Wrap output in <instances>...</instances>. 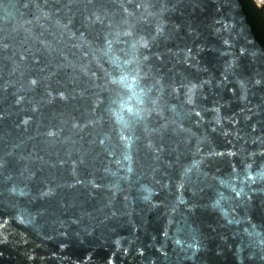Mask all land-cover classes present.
Instances as JSON below:
<instances>
[{"label":"water","instance_id":"obj_1","mask_svg":"<svg viewBox=\"0 0 264 264\" xmlns=\"http://www.w3.org/2000/svg\"><path fill=\"white\" fill-rule=\"evenodd\" d=\"M0 264H264L251 0H0Z\"/></svg>","mask_w":264,"mask_h":264},{"label":"rangeland","instance_id":"obj_2","mask_svg":"<svg viewBox=\"0 0 264 264\" xmlns=\"http://www.w3.org/2000/svg\"><path fill=\"white\" fill-rule=\"evenodd\" d=\"M259 1H260V0H259ZM260 2H261V3H259V4H262V5L264 4V0H261Z\"/></svg>","mask_w":264,"mask_h":264}]
</instances>
